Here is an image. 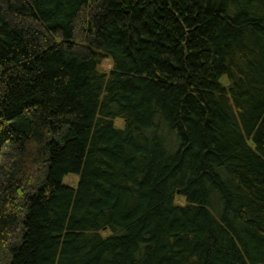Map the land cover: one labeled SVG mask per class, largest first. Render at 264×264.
Instances as JSON below:
<instances>
[{"label": "trees", "instance_id": "1", "mask_svg": "<svg viewBox=\"0 0 264 264\" xmlns=\"http://www.w3.org/2000/svg\"><path fill=\"white\" fill-rule=\"evenodd\" d=\"M0 264H264V0H0Z\"/></svg>", "mask_w": 264, "mask_h": 264}, {"label": "rangeland", "instance_id": "2", "mask_svg": "<svg viewBox=\"0 0 264 264\" xmlns=\"http://www.w3.org/2000/svg\"><path fill=\"white\" fill-rule=\"evenodd\" d=\"M77 182H78V178L77 177H73V176H70V177H67L65 180H64V183L66 185H69V186H72V187H75L77 186ZM179 201H183V199L181 198H178V202Z\"/></svg>", "mask_w": 264, "mask_h": 264}]
</instances>
